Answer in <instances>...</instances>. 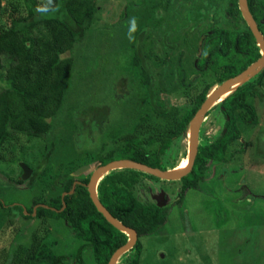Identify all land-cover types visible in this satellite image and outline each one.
<instances>
[{
    "label": "rangeland",
    "instance_id": "obj_1",
    "mask_svg": "<svg viewBox=\"0 0 264 264\" xmlns=\"http://www.w3.org/2000/svg\"><path fill=\"white\" fill-rule=\"evenodd\" d=\"M217 3L211 12L208 3L197 7L179 0H95L89 29L63 55L72 59L71 78L47 137L11 135L0 146V264H25L26 255L37 243L54 255L65 256V264H75L72 257L79 242L69 227L61 220L36 218L37 209L48 207L51 198L62 195L61 184L67 175L89 177L99 166L98 157L113 150L120 136L139 125L138 112L146 111L147 106L126 69L134 48L151 72L152 98L164 108L182 111L192 97L211 85L214 74L196 73L192 63L201 55V32L206 27L235 24L225 17L227 1ZM6 4L21 16L25 12L22 0H2L0 29L8 27ZM133 17L137 30L130 40ZM237 25L240 29L246 26ZM184 36L189 49L183 46ZM161 71L163 83L178 76L183 86L163 94L157 85ZM1 75L0 89L6 87ZM258 90L260 97L251 101L256 125L244 127L239 139L228 145L226 162L206 161L203 181L197 189L186 190L179 205L173 203L178 181L138 175L130 188L133 196L140 203L167 204L168 208L164 224L138 239L139 264H264V81ZM177 120L178 116L161 119L150 115L149 122L133 133L142 141L150 138L156 143L158 134L172 129ZM223 122L218 104L205 110L199 120L197 148L210 145ZM187 132L162 154L165 171L185 164ZM49 144L52 148L44 160ZM20 164L29 169L27 179H21ZM84 166L88 169L75 174ZM36 169L39 178L28 185ZM117 170L121 169L113 171ZM131 253L124 252L115 264ZM82 259L93 264L88 250Z\"/></svg>",
    "mask_w": 264,
    "mask_h": 264
},
{
    "label": "trees",
    "instance_id": "obj_2",
    "mask_svg": "<svg viewBox=\"0 0 264 264\" xmlns=\"http://www.w3.org/2000/svg\"><path fill=\"white\" fill-rule=\"evenodd\" d=\"M179 1L195 4L197 7L208 3L209 11L214 12L219 0ZM226 1L225 17L235 24L228 28L206 27L201 32V55L194 58L192 63L196 73L214 74V81L192 97L189 106L182 111L176 107L164 108L153 100L151 72L138 51L133 49V56L127 63V74L147 106L146 111L141 109L138 112L139 125L135 128L147 124L150 115L161 119L178 116V120L172 129L158 134L156 143L150 138L140 140L133 133L135 128L120 136L119 143L113 150L98 157L99 166L112 160L128 159L147 167L165 170L161 165L162 154L174 139L186 134L191 119L209 94L210 88L237 75L260 57L259 47L248 28L244 26L240 29L237 25V22L244 24L237 0ZM44 2L45 0H22L25 11L23 16L12 6L6 4L3 7L7 10L8 27L0 29V73L6 83V87L0 89V146L11 135L40 139L47 137L55 117L63 107L71 78L72 59L63 55L70 52L89 29L95 9V0H53L56 11L39 13L37 9ZM245 4L264 39V0H245ZM210 21L214 22L212 15ZM39 30L41 33L34 36L33 31ZM186 40L187 37L184 36L182 43L189 49L191 46ZM177 70L182 72L180 66ZM163 72L161 71L157 83L163 94H172L179 86H183L178 76L167 85L163 83ZM263 81L264 66L218 103L224 119L222 128L210 145L196 149L189 172L178 180L180 188L174 204L181 203L186 190L197 189L198 184L203 181L207 160L226 162L229 157V154L226 155L228 145L239 139L244 127L256 125V114L251 101L260 97L258 88ZM51 148L52 145L49 144L44 160L49 157ZM38 169L32 171L28 185L39 178ZM138 175L144 174L133 169L111 170L98 180L95 188L97 200L107 213L136 234L137 240L129 249L131 256L126 257L121 264H139L138 239L158 230L164 224L168 210L167 204H143L133 196L130 188ZM88 179V176L75 178L67 175L61 184L62 195L51 198L48 207L37 209L35 215L36 218L61 220L69 227L73 237L79 242L72 257L75 264H85L82 253L87 250L91 253L93 264H107L111 254L126 242L127 237L109 225L95 210L84 187ZM56 183L57 178L53 184ZM25 258V264H65L66 259L63 255H54L42 243H37Z\"/></svg>",
    "mask_w": 264,
    "mask_h": 264
},
{
    "label": "water",
    "instance_id": "obj_3",
    "mask_svg": "<svg viewBox=\"0 0 264 264\" xmlns=\"http://www.w3.org/2000/svg\"><path fill=\"white\" fill-rule=\"evenodd\" d=\"M237 6H238V11L240 13V16L243 22L245 23L251 35L255 39L257 46L259 47L260 57L257 60H255L253 63H251L248 67H246L243 71H241L240 73H238L237 75L229 79H226L221 84L216 86L212 91H210L207 97L201 103L198 110L195 112L193 118L191 119L188 125L189 127V145H188L189 153H188V165L186 169L180 173H172V172L170 173L169 171L147 167L143 164L133 162L128 159H118V160H112L104 165L98 166L94 171H92V173L89 176L88 182L84 185L92 205L94 206L95 210L104 218V220L109 225H111L114 229L118 230L119 232L125 235H126V232L129 233L128 236L126 235L127 237L126 242L122 246L117 248L111 254V256L108 259L107 264H115L117 258L133 246V244L137 240V237L133 230L121 225L118 221L113 219L97 200L96 193H95V187L100 177L103 174L107 173L108 171L115 170V169H133V170L142 172L149 176L155 177L160 180H165V181L167 180L177 181L181 177L185 176L189 172L193 159L196 154L197 132H198V127H199L200 116L202 115V113L207 109V107L210 104L214 102L215 104H218L226 95L230 94L235 89L234 88L232 89V91H230L234 84H236L237 82H242L243 80H245L243 81V83L248 81L250 78L256 75L261 70V68L264 66V39L258 32L257 26L247 10L245 0H237ZM227 91H230V92L224 95ZM223 95L224 97L221 99ZM20 167L22 170L21 179L23 180L27 179L29 175V169L23 164H20ZM87 169H88L87 166L80 167L75 171V174H79ZM73 184H76V182H74Z\"/></svg>",
    "mask_w": 264,
    "mask_h": 264
},
{
    "label": "clouds",
    "instance_id": "obj_4",
    "mask_svg": "<svg viewBox=\"0 0 264 264\" xmlns=\"http://www.w3.org/2000/svg\"><path fill=\"white\" fill-rule=\"evenodd\" d=\"M37 11L39 13H48L56 11V8L53 5V0H45L42 6L38 7ZM137 30V21L136 18L133 17L129 21V28H128V38L131 40L133 39V34Z\"/></svg>",
    "mask_w": 264,
    "mask_h": 264
},
{
    "label": "bare ground",
    "instance_id": "obj_5",
    "mask_svg": "<svg viewBox=\"0 0 264 264\" xmlns=\"http://www.w3.org/2000/svg\"><path fill=\"white\" fill-rule=\"evenodd\" d=\"M243 81H245V80H243ZM243 81L242 82H237L236 84H234L233 86H232V88H231V90L230 91H232V89H234V88H236L239 84H241V83H243ZM230 91H227L224 95H226L227 93H229ZM224 95L221 97V99L224 97ZM216 104H215V102L214 103H212V104H210L208 107H207V109H210L211 107H213V106H215ZM206 109V110H207ZM187 133H188V138H189V128H187ZM188 145H189V142H188ZM187 145V156H186V158H185V164H179L176 168H173L172 169V171H169L170 173L172 172V173H180V172H182L183 170H185L186 169V167H187V165H188V153H189V146ZM126 235L128 236L129 235V233L128 232H126Z\"/></svg>",
    "mask_w": 264,
    "mask_h": 264
},
{
    "label": "flooded vegetation",
    "instance_id": "obj_6",
    "mask_svg": "<svg viewBox=\"0 0 264 264\" xmlns=\"http://www.w3.org/2000/svg\"><path fill=\"white\" fill-rule=\"evenodd\" d=\"M221 114V113H220ZM223 117V116H222ZM220 132V131H219ZM218 136V135H217ZM178 181V180H177Z\"/></svg>",
    "mask_w": 264,
    "mask_h": 264
}]
</instances>
